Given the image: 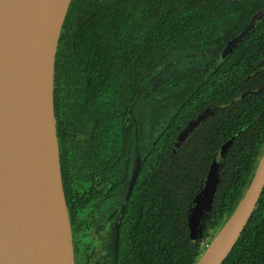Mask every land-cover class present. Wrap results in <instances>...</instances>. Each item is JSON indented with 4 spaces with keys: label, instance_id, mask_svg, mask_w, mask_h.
Listing matches in <instances>:
<instances>
[{
    "label": "trees",
    "instance_id": "trees-1",
    "mask_svg": "<svg viewBox=\"0 0 264 264\" xmlns=\"http://www.w3.org/2000/svg\"><path fill=\"white\" fill-rule=\"evenodd\" d=\"M225 1L71 0L56 52L54 112L80 248L89 246L91 217H119L116 264H195L234 210L264 147V17L226 53L245 20ZM205 108L214 110L176 144ZM227 140L193 239L190 207ZM221 264H264V187Z\"/></svg>",
    "mask_w": 264,
    "mask_h": 264
},
{
    "label": "water",
    "instance_id": "water-1",
    "mask_svg": "<svg viewBox=\"0 0 264 264\" xmlns=\"http://www.w3.org/2000/svg\"><path fill=\"white\" fill-rule=\"evenodd\" d=\"M70 2L34 0L32 3L30 21L35 32L30 51L32 77L28 84L31 110L26 132L20 138V143L26 144L29 151L18 159L14 148L0 142V264H74L54 112L56 52ZM30 4H26V8ZM11 5L7 0L0 1V19L3 21L12 17ZM263 15L264 8L239 34L225 43L223 50L231 52ZM11 32H14L12 26L1 32L0 41ZM251 93L253 90L246 91L244 96ZM3 100L0 93V106ZM217 107L219 105L214 109ZM214 109L205 108L191 119L177 134L175 143L180 144ZM7 132L8 129L0 124V135ZM229 145L230 140H227L214 152L203 185L194 196L188 214L193 239L202 232V221L211 208L219 181L217 170ZM263 187L264 147L234 210L195 264H221L248 221Z\"/></svg>",
    "mask_w": 264,
    "mask_h": 264
},
{
    "label": "bare ground",
    "instance_id": "bare-ground-1",
    "mask_svg": "<svg viewBox=\"0 0 264 264\" xmlns=\"http://www.w3.org/2000/svg\"><path fill=\"white\" fill-rule=\"evenodd\" d=\"M7 1L12 3V17L4 21L0 19V33L8 31L9 26L14 32L0 41V93L4 96L0 106V124L8 129L7 133L0 135V142L14 148L16 158L22 159L29 151L26 144L20 143V138L26 132L31 110L28 84L33 69L30 51L35 27L30 20L34 0ZM26 4L30 6L26 8Z\"/></svg>",
    "mask_w": 264,
    "mask_h": 264
},
{
    "label": "flooded vegetation",
    "instance_id": "flooded-vegetation-1",
    "mask_svg": "<svg viewBox=\"0 0 264 264\" xmlns=\"http://www.w3.org/2000/svg\"><path fill=\"white\" fill-rule=\"evenodd\" d=\"M228 2L232 3L233 10L240 13L245 20L241 25H239V30L230 36L229 39H231L239 34L245 25L250 23L254 19V16L264 8V0H226L225 4ZM223 55L224 54L221 52L216 56V58H222ZM213 63L214 62L211 61V63L206 66V69L210 70ZM262 68H264V63ZM86 225V235L89 246H86L85 250L80 248V241L77 239L75 232L78 225H75L73 229L71 228L74 264H84L83 260H88V258L91 259V264H116L117 251L120 248V244L124 240L119 217H113L105 223L101 217H91L90 222Z\"/></svg>",
    "mask_w": 264,
    "mask_h": 264
}]
</instances>
